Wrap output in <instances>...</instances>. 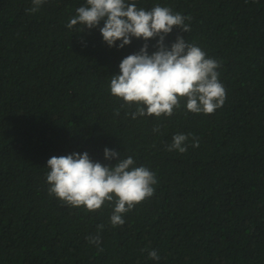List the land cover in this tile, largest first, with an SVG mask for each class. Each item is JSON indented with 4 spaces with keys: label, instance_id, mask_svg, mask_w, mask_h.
<instances>
[{
    "label": "trees",
    "instance_id": "trees-1",
    "mask_svg": "<svg viewBox=\"0 0 264 264\" xmlns=\"http://www.w3.org/2000/svg\"><path fill=\"white\" fill-rule=\"evenodd\" d=\"M85 3L46 0L29 14L32 0H0V264H264V0H136L191 17V30L174 27L165 44L180 35L219 61L227 93L212 114L181 101L171 117L136 119L110 81L145 41L111 47L103 21L69 29ZM179 133L199 147L189 136L187 152L168 151ZM106 147L158 180L123 226L111 225L110 204L89 212L48 192V159L87 151L115 164ZM100 224L97 246L87 237Z\"/></svg>",
    "mask_w": 264,
    "mask_h": 264
},
{
    "label": "clouds",
    "instance_id": "clouds-1",
    "mask_svg": "<svg viewBox=\"0 0 264 264\" xmlns=\"http://www.w3.org/2000/svg\"><path fill=\"white\" fill-rule=\"evenodd\" d=\"M46 0H32L29 14L36 13ZM191 17L174 12L168 6L156 4L151 10L138 7L136 0H86L76 9L67 27L83 32L85 28L99 27L104 42L109 46L124 48L132 43L133 37L142 38L145 43L138 52L122 59L119 74L112 75L110 92L121 99L132 119L141 116L157 118L171 117L175 110L184 107L196 114H212L226 101V89L220 81V62L211 58L197 44L189 43L178 35L169 47L165 37L174 27L182 32L190 31L185 23ZM156 41V51L149 53L150 39ZM116 115L120 109L115 110ZM160 131V126L153 129ZM192 137V147H199V139L194 134H175L168 151L185 153L186 141ZM105 158L116 159L115 164L94 161L89 153L74 152L68 155L52 156L47 161L50 171L46 180L50 185L49 195H54L71 207H84L89 212L100 210L105 204L113 206L110 223L113 227L123 226L124 215L138 204L151 198L158 183L156 174L146 166H136L132 156L121 158L114 149H104ZM105 225L97 226V234L87 237L89 243L99 246V232ZM100 251L103 249L100 248ZM149 258L159 260L158 251L149 252Z\"/></svg>",
    "mask_w": 264,
    "mask_h": 264
}]
</instances>
